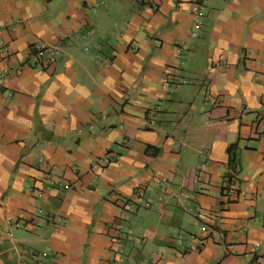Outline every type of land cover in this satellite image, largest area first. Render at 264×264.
<instances>
[{
    "label": "crops",
    "instance_id": "obj_1",
    "mask_svg": "<svg viewBox=\"0 0 264 264\" xmlns=\"http://www.w3.org/2000/svg\"><path fill=\"white\" fill-rule=\"evenodd\" d=\"M3 45L0 264H264V0H0Z\"/></svg>",
    "mask_w": 264,
    "mask_h": 264
},
{
    "label": "built area",
    "instance_id": "obj_2",
    "mask_svg": "<svg viewBox=\"0 0 264 264\" xmlns=\"http://www.w3.org/2000/svg\"><path fill=\"white\" fill-rule=\"evenodd\" d=\"M148 1L149 2H153V0H148ZM1 49L2 50L0 52H3V53L7 52L6 45H3V47ZM181 51H182V48L178 47L177 48V52H181ZM44 56L46 58H51L50 51L48 50L47 45L46 44L37 45L36 48H35V53H34V55L32 57L33 62L34 63H39V58L44 57ZM6 72H7L6 69H0V74L4 75ZM134 202H136V203H145L144 199L140 195L135 196ZM133 206H134V203L130 202V203L127 204L126 208H127V210L131 211V210H133ZM121 216H122V214H121ZM7 236H8V234H7ZM179 242H180V240H179Z\"/></svg>",
    "mask_w": 264,
    "mask_h": 264
},
{
    "label": "trees",
    "instance_id": "obj_3",
    "mask_svg": "<svg viewBox=\"0 0 264 264\" xmlns=\"http://www.w3.org/2000/svg\"><path fill=\"white\" fill-rule=\"evenodd\" d=\"M143 2H145V3H152V2H149L148 0H143ZM233 145L232 146H230V148L228 149V151H229V164L231 165V166H235V161H236V158H235V154H234V152H233Z\"/></svg>",
    "mask_w": 264,
    "mask_h": 264
}]
</instances>
